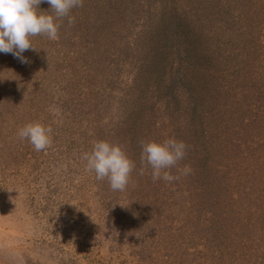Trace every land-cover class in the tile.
Instances as JSON below:
<instances>
[{"label":"rangeland","instance_id":"rangeland-1","mask_svg":"<svg viewBox=\"0 0 264 264\" xmlns=\"http://www.w3.org/2000/svg\"><path fill=\"white\" fill-rule=\"evenodd\" d=\"M260 4L83 0L69 13L72 25L68 17L56 21L58 39L30 38L37 50L23 53L28 63L0 52V264H264V103H256L264 100ZM39 7L51 8L47 2ZM238 14L236 31H229L226 22ZM176 26L194 45L183 56L205 65L209 52L221 48L209 46L213 40L228 44L254 35L260 48L242 51L237 69L219 74L211 85L194 71L187 81L192 94L181 93L179 112L175 98L163 97L166 87H151L152 96L144 79L150 74L157 84L177 78L170 69L176 66L156 71L148 56ZM233 45L230 50L239 48ZM193 96L197 118L188 106ZM254 102L261 108L257 117ZM33 122L53 130L45 150L18 136ZM219 122L226 123V136L218 153ZM127 130L141 145L183 141L186 155L167 170L179 179L154 182L151 167L124 150L130 145ZM97 141L119 144L134 163L124 191H113L107 178L98 180L87 170L83 156ZM251 151L258 154L254 164L247 160ZM185 166L191 171L182 175L178 170ZM209 172L222 188L218 196H226L221 181L228 173L227 182L241 195L231 199L229 210L215 212L216 218L200 206L210 193L202 197L195 188L198 180L209 185Z\"/></svg>","mask_w":264,"mask_h":264},{"label":"clouds","instance_id":"clouds-1","mask_svg":"<svg viewBox=\"0 0 264 264\" xmlns=\"http://www.w3.org/2000/svg\"><path fill=\"white\" fill-rule=\"evenodd\" d=\"M44 2L51 6L50 10L40 9ZM82 6L83 0H0V52L28 63L23 53L29 49L37 50L30 38L44 35L51 40L58 39L60 25L56 21L68 17V23L72 25L74 18L69 16L70 11ZM52 131L51 127L33 122L19 129L18 136L27 138L36 151H42L51 144ZM186 147L183 141L174 138L142 142L141 163L151 167L154 182L161 178L167 182L178 180L179 175L173 176L167 170L184 158ZM83 159L87 161V170H94L98 180L107 178L113 191L125 190L135 167L122 146L108 141L95 142L92 151L85 153ZM178 171L187 175L191 169L185 166ZM143 172L142 168L140 174Z\"/></svg>","mask_w":264,"mask_h":264},{"label":"trees","instance_id":"trees-1","mask_svg":"<svg viewBox=\"0 0 264 264\" xmlns=\"http://www.w3.org/2000/svg\"><path fill=\"white\" fill-rule=\"evenodd\" d=\"M244 1L256 2L259 6L261 5L260 3H263V7H264V0H261V2L258 0L257 1H255V0H244ZM235 10L239 11L238 8H235ZM262 13H264V9H263ZM239 14L237 15V16H239V18L230 19V21L226 20L227 21L226 24H227V26H229L228 28H231V29H229V31H233V30L236 31L235 26H238V24H239V19H240ZM261 23H263V21H261L259 23L260 26H262ZM260 26H259V28H260ZM175 28L176 29H174L172 27L171 31L168 30L167 36H165V37L161 36L162 39L159 40L158 42H156L154 47L150 48V53L148 54V56L150 55V59H149L150 67H153V69H154L156 66V71H158V70L161 71V65H164L165 69L168 67V65L170 63L172 64V66H174V67L176 66L177 68L175 70H174V68L173 69L170 68V69L174 72L173 73L174 75H177V78L172 77L168 82L166 80H164L163 78H160V80L158 81L157 84H156V79H157L156 77L147 76L150 74L145 75L144 79L146 80V90H149L150 94H153L151 87H153L155 85H156L155 86L156 88L160 87V89H162V87L163 88L166 87L165 90L167 93L165 95H163V97H166L167 101L168 100L170 101L171 97L175 98L176 101H172L173 102L172 104L175 105V107L177 105V109H179V112L182 111L181 93L188 92L189 94H192V92H191L192 87L189 86L190 84L187 85V81L192 82L191 76L194 74V71L196 72V74L200 71L199 76L201 77V80L205 81V80L209 79V85H211L213 80L219 78L218 77L219 74H229L231 69H234V70L237 69V66L239 65V62H240L241 57H242L241 56L242 51H244L246 53V50H248V53H251L253 46H256V49L260 48L258 46L259 43H257V41L255 42L253 40V38H255L254 35L253 36L250 35V38L247 41L242 38V40L238 39V41L233 40V42H231V43L227 42L228 44H226L225 41L222 42V40H220V41L219 40H213V41L209 42V46L219 47V46H217L219 44L221 48L217 54L209 52L208 59L206 58V60H205V63H206V65H205V64L201 63L198 58L194 59V58L183 56V55L188 54L190 52V49H192L194 47V45L191 43L187 44L184 41V39L181 38L182 34L179 31L181 26L180 27L176 26ZM235 43L239 44V48H236L233 51L230 50L229 48L231 46H234L233 44H235ZM260 45H261V42H260ZM249 48L251 51L249 50ZM171 50H173V51H171ZM170 58H172V59H170ZM145 59H147V58L144 57V60L142 61L141 64L144 65V64L148 63V60H145ZM150 72L153 73V71H150ZM160 74H161V72H160ZM154 75L156 76V73ZM194 80L196 81V78ZM184 89H185V91H183ZM154 94H156V93H154ZM154 94L152 96H154ZM229 95L231 97L230 93H229ZM158 96L159 97H157L155 99V102H157V103L161 102V95H158ZM260 99H262V98H260ZM192 101H194V102H192ZM263 101L259 102L257 100L256 103L261 105L264 103ZM191 102L192 103H190V102L188 103V106L192 112V115L195 118H197L196 117L197 115L194 111L197 110L196 105L198 104L199 101L196 102L195 97L193 96V98L191 99ZM254 103H252V104L255 105L256 103L255 104ZM189 104H191V105H189ZM258 104H256L254 106L256 109L254 117H257V113H260L259 112L260 110L258 111V109H261V108L260 107L258 108ZM158 109H159V107L156 108L155 111H157ZM253 111L254 110L252 108V112ZM210 113L214 114V108L211 110ZM244 119L245 118H242V120H244ZM245 121H247V120H245ZM225 124L226 123H224V122H221V123L219 122L218 125L216 126L220 129V133H218L216 135V139H219L220 145L214 146L213 143H210L212 146L216 147V152L218 151V153L220 152V149H223V148H219V146H222L221 140L226 136V133L222 130L223 127L225 126ZM148 134L155 136L153 128L149 127ZM223 134H224V136L219 137L220 135H223ZM127 135H129L127 140H128V144H130V145L127 147H124V150H126L131 155V157L133 154L132 151H135L133 154L134 157L132 158V160L135 159L138 161L139 164H142L141 163L142 145L139 142H137V143L134 142L135 139L131 136L133 134H130V132L128 130H127ZM196 136H197V134L195 135V137ZM196 138L201 139V136L196 137ZM209 140H210V138H209ZM210 152L211 151L209 150V156H211ZM256 159H258L257 152L251 151V153H249V155H248L247 160L253 161V164H254L256 162ZM210 160H211V158L209 157V161ZM141 166H143V164ZM219 166L226 168V167H228V164H220ZM247 166H248L247 164H246V166L243 165L242 168H248ZM150 169L151 168H149V171H150ZM149 171H148V167H147L145 169V172H149ZM146 174H148V173H146ZM224 175H225V177H224L225 181H221V184L223 186L224 191L226 192L225 193L226 196H218L216 194L217 193L216 191L218 189H222V188L221 187L216 188V187H218V185H216V181L212 179V174L210 172H209V174L205 175V176H207V182L209 183V185L201 186V185H204L205 181H202V182H198L199 180L195 181V188H196L197 192L203 194L202 197L207 192L210 193L209 194V202H208V200H205L204 197L202 198L199 195V197L202 198L200 206L203 210L207 211L209 213V215L213 216L214 218H216L214 215L215 212L217 213L220 210L221 211L229 210V208H230L229 202L232 201L231 199H234V196L235 197L238 196L239 198H241L240 194L234 193L235 192L234 186L232 185L233 186L232 187L230 185V183L227 182L228 179L229 180L231 179L232 174L228 173V174H224ZM235 180H237V177H235ZM208 188H209V190H208ZM213 198H214V200H213ZM220 201L222 203H220ZM225 221H227V220H225ZM225 221H223V222H225ZM219 256H223L222 253Z\"/></svg>","mask_w":264,"mask_h":264}]
</instances>
